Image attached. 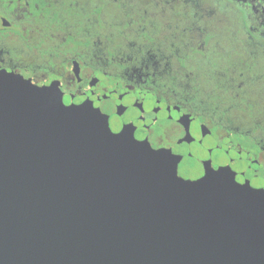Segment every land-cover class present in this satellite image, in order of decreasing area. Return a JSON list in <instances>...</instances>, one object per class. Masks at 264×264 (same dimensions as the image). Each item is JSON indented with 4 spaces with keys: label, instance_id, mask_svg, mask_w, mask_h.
Here are the masks:
<instances>
[{
    "label": "flooded vegetation",
    "instance_id": "obj_1",
    "mask_svg": "<svg viewBox=\"0 0 264 264\" xmlns=\"http://www.w3.org/2000/svg\"><path fill=\"white\" fill-rule=\"evenodd\" d=\"M0 71L264 191V0H0Z\"/></svg>",
    "mask_w": 264,
    "mask_h": 264
},
{
    "label": "water",
    "instance_id": "obj_2",
    "mask_svg": "<svg viewBox=\"0 0 264 264\" xmlns=\"http://www.w3.org/2000/svg\"><path fill=\"white\" fill-rule=\"evenodd\" d=\"M57 89L0 71V264H264L263 190L184 180Z\"/></svg>",
    "mask_w": 264,
    "mask_h": 264
},
{
    "label": "snow or ice",
    "instance_id": "obj_3",
    "mask_svg": "<svg viewBox=\"0 0 264 264\" xmlns=\"http://www.w3.org/2000/svg\"><path fill=\"white\" fill-rule=\"evenodd\" d=\"M86 107V109H87V106H85ZM66 109V108H65ZM68 110H71V109H68ZM98 118H101V120H102V123H104V117H100V116H98Z\"/></svg>",
    "mask_w": 264,
    "mask_h": 264
}]
</instances>
